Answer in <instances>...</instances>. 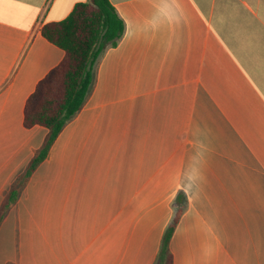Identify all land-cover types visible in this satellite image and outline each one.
Here are the masks:
<instances>
[{"label": "crops", "instance_id": "0c3cea01", "mask_svg": "<svg viewBox=\"0 0 264 264\" xmlns=\"http://www.w3.org/2000/svg\"><path fill=\"white\" fill-rule=\"evenodd\" d=\"M90 0H0V208L48 134L24 110ZM125 31L0 225V264H264V0H110Z\"/></svg>", "mask_w": 264, "mask_h": 264}, {"label": "trees", "instance_id": "16d2710c", "mask_svg": "<svg viewBox=\"0 0 264 264\" xmlns=\"http://www.w3.org/2000/svg\"><path fill=\"white\" fill-rule=\"evenodd\" d=\"M125 31L123 20L110 0L79 3L63 21L47 24L43 36L62 49L65 57L37 86L27 100L24 126H41L48 134L30 161L26 171L11 187L0 208V225L14 205L27 181L48 157L66 123L83 107L93 82V69L98 56L108 46H115ZM181 209L169 226L160 253L159 264H172L169 243Z\"/></svg>", "mask_w": 264, "mask_h": 264}]
</instances>
